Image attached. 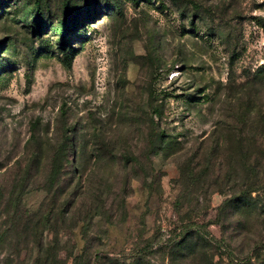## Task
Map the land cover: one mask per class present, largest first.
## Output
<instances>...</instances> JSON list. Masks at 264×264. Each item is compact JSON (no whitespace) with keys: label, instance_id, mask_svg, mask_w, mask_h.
I'll return each mask as SVG.
<instances>
[{"label":"rangeland","instance_id":"obj_1","mask_svg":"<svg viewBox=\"0 0 264 264\" xmlns=\"http://www.w3.org/2000/svg\"><path fill=\"white\" fill-rule=\"evenodd\" d=\"M0 264H264V0H0Z\"/></svg>","mask_w":264,"mask_h":264},{"label":"trees","instance_id":"obj_2","mask_svg":"<svg viewBox=\"0 0 264 264\" xmlns=\"http://www.w3.org/2000/svg\"><path fill=\"white\" fill-rule=\"evenodd\" d=\"M91 15V14H90ZM86 16V19H89V16ZM42 16H36L34 19V25H32L33 29H38L37 31H41V29H43L44 24L42 23ZM69 18L67 19H63V20H59L57 24H53L50 27L53 28L55 31H58L59 34L61 35V42L62 45H65L64 43V37L66 36V34H68L70 31L68 30L69 26ZM46 25V23H45ZM36 30H34L33 32H37ZM154 114H159L157 109H155ZM70 139L66 138V140L63 141V143H61V145L58 147V149L56 150L55 153L52 154L51 159H50V166H51V170H52V174H51V180L52 183L53 181L57 180L59 173L61 172L62 169V165L64 164L66 158H67V147L69 144ZM241 204H247V200L245 198H242V200L240 201ZM183 231V230H182ZM185 235L183 237H180V240L178 241V246H182L185 242L186 236L191 234V237L195 238L196 240H201L202 239V229L200 227H196L191 233L185 231L184 232ZM215 242H217V247L219 246L220 243H222V239L217 240V239H213ZM205 244V243H203Z\"/></svg>","mask_w":264,"mask_h":264}]
</instances>
